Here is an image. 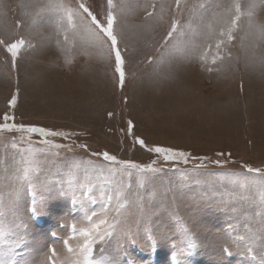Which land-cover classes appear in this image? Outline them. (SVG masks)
Here are the masks:
<instances>
[{
	"label": "rangeland",
	"instance_id": "1",
	"mask_svg": "<svg viewBox=\"0 0 264 264\" xmlns=\"http://www.w3.org/2000/svg\"><path fill=\"white\" fill-rule=\"evenodd\" d=\"M57 2L0 0V39L25 41L15 66L0 45V117L8 111L16 123L68 133L0 132V264L46 259L47 264H73L76 256L68 247L78 252L84 242L79 229L90 226L85 216L92 212L97 213L93 221L107 219L100 226L107 230L104 240L92 244V259L105 264H264L262 179L247 171L264 170V39L258 31L264 27V0H239L242 14L233 39L223 37L219 49L215 39L234 14L233 0H203L205 8L182 15L174 0H155L150 19L142 8L131 6L123 14L117 8L114 32L124 58L123 87L114 55L105 59L83 34L59 23L58 13L41 12L42 5ZM84 2L101 17L107 10V0ZM250 3L255 5L251 16ZM171 18L191 26L169 54L161 45ZM209 32L213 39H207ZM192 42L202 45L195 55ZM12 95H17L15 108L8 103ZM136 137L148 147L184 151L188 163L165 161ZM105 151L117 161L161 171H124L103 158ZM73 163L80 167L70 177ZM201 163L206 167L197 179L211 177L218 186L232 178L253 183L201 203L208 185L181 179ZM25 167L31 170L21 180ZM37 177L49 182L43 200ZM34 199L45 210L25 223L24 212ZM185 222L195 233L198 246L192 249ZM21 236L23 244L17 245ZM222 248L231 254L221 255Z\"/></svg>",
	"mask_w": 264,
	"mask_h": 264
},
{
	"label": "snow or ice",
	"instance_id": "2",
	"mask_svg": "<svg viewBox=\"0 0 264 264\" xmlns=\"http://www.w3.org/2000/svg\"><path fill=\"white\" fill-rule=\"evenodd\" d=\"M175 6L179 11V14H183L184 11L194 12L196 9L205 8V3L203 0H198L196 4H193L191 0H174ZM183 4V8L181 5ZM131 6H135L137 8H142L147 13V18H152L153 12L148 11L149 8H155V0H143V3L140 0H119V4L115 3V0H107V10L104 15L101 17L99 14L94 13V11L84 2V0H75V3H72V0H59L57 3H48L46 5L41 6V12H55L59 14V23L66 24L67 29H71L74 34H83L86 42L97 49H99L105 59L110 60L111 57L114 55L115 58V72L119 76V84L120 87L124 86L125 83V71H124V58L121 53L120 48V40L118 34L114 32V23L117 21V16L115 10L118 8L120 13H126ZM219 7V5H215ZM255 7L253 3H250L248 8L247 15L251 16L252 12L251 9ZM231 8H234V14L229 19L226 24L225 31H221L219 33V38L215 39V47L219 49L222 44L225 43L223 37L226 36L228 41L233 39V30L237 25V21L240 20L241 17V5L239 0H233ZM231 8L229 10H231ZM215 15V13H214ZM33 24L36 23L35 19L32 21ZM190 27V23L183 24L176 18L170 19L169 30L166 32V35L162 37V40L165 41L161 45V47L168 52L169 54L173 51L174 48L177 47L180 41V37L185 35L184 28ZM259 36L261 39H264V27L260 28ZM215 36L214 33L209 32L207 34V39H213ZM68 39V36L65 35V40ZM172 41H176V44H172L169 47V44ZM25 41L23 39L16 40L11 43H6L3 39H0V45H4L7 49V52L11 54L12 57V64L15 66L16 57H17V49L21 47ZM202 47V45H197L194 42L191 43L190 51L193 55H195L198 49ZM216 62V58H213V63ZM211 70V69H209ZM220 69H217L219 71ZM9 106L15 108L17 105V95H12L8 101ZM111 115V113H109ZM0 132H8V133H38L41 137H67L68 133L63 131H54L51 129L35 126V125H25L22 123H16V118L14 115L9 114L8 111H5L0 117ZM136 142L141 147H147L148 152H154L158 156H162L165 161L168 160H178L183 161V163L187 164L189 160V154L180 151L171 147H163V146H154L148 147L145 141L142 138L136 137ZM45 144H51L52 142L45 139ZM57 148H60L61 145L57 144L54 145ZM80 147L86 148L87 145H81ZM93 155H101V153H93ZM103 158L107 161L112 162L113 164H119L122 166V170L127 171L128 169H135L138 172H158L161 169H157L152 165H142L140 163H134L131 161H117L116 156L111 155L107 151L102 153ZM222 155V153L220 154ZM213 163L219 165L221 164L220 160L213 161ZM80 165L77 163H73L69 165V176H73V169L79 168ZM206 165L201 163L196 170L193 171L191 175L186 174L181 179L184 182L194 181L196 183H204L208 185V191L200 197V202L205 204H210L212 202V198L214 194H223V191H235L236 189H245L248 187L252 181H249L247 178H232L229 180L228 185L218 186L217 181L211 177H205L203 179H197V177H202L203 173L200 172L199 169L205 168ZM31 169L25 167L23 169V175L19 177V179H27L28 173ZM112 171H116V169H112ZM249 173H259L262 179V183L259 185L262 194H264V170L259 168H247ZM131 175V173H129ZM37 181L39 184V192L41 195V199L43 200V193L49 192V182L47 179L44 181H39L37 177ZM171 183V182H170ZM121 191H117L115 194V198L119 199L121 195ZM113 197H108L109 204L111 203ZM45 210L44 204H37L35 199L30 208H27L24 212V216L27 218L25 223H30L33 216L42 215ZM104 213L108 212V208L105 206L102 208ZM97 216L96 212H92L91 215L85 216V219L90 222V226L79 229L80 234L84 237V242L80 246L78 252L75 251L73 248L68 247V251L73 253L76 256V260L73 264H105L103 260H94L92 259V244L93 242L99 238L101 241L104 240L105 235L107 234V230H101V225L107 223L106 218L99 219L98 222L93 221V217ZM180 220H183V217H180ZM73 231H77L76 225H72ZM185 234L189 235V243L187 247L189 249L195 248L198 245L195 243L196 237L195 233L192 232V229L187 226L185 222L184 227ZM135 234H132L130 237L131 242H135ZM262 243H264V236L261 237ZM17 245L23 244V236L15 241ZM65 246H68L69 241L64 240ZM53 256H55V249H52ZM224 253H231L228 252L227 248H222L220 254L223 255ZM42 264H47V259L42 262ZM111 264H117L116 261H112Z\"/></svg>",
	"mask_w": 264,
	"mask_h": 264
},
{
	"label": "bare ground",
	"instance_id": "3",
	"mask_svg": "<svg viewBox=\"0 0 264 264\" xmlns=\"http://www.w3.org/2000/svg\"><path fill=\"white\" fill-rule=\"evenodd\" d=\"M173 98V97H172ZM171 99V98H170Z\"/></svg>",
	"mask_w": 264,
	"mask_h": 264
}]
</instances>
